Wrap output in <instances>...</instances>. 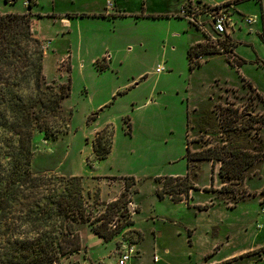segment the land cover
<instances>
[{"label": "rangeland", "instance_id": "1", "mask_svg": "<svg viewBox=\"0 0 264 264\" xmlns=\"http://www.w3.org/2000/svg\"><path fill=\"white\" fill-rule=\"evenodd\" d=\"M28 1L0 0V12L6 14L3 12L12 8L33 13V33L46 40V50L42 42L46 51L44 92L48 94L62 84L71 83V95L62 101L60 117L55 118L52 112L42 109L41 119L34 122L32 172L52 176L48 187L60 189L69 178L80 176L87 216L93 223L107 220L110 228L117 224L121 232L111 241L116 240L114 245L120 253L124 241L135 243L139 239L126 224L127 220L133 221V216L128 215L132 199L126 184H137L134 197L142 209L137 227L143 233L138 248L143 258L134 259L131 264H200L205 250L211 249L210 241L220 240L225 242L223 255L246 248L255 251L247 256H264V159L250 169L241 187L234 186L238 188L235 192L238 196L246 197L234 209L228 207L234 204L233 186L230 192L223 189L225 185L218 174L220 165L213 171L212 182V164L207 161L195 163L189 177L191 184H197L198 191L204 190V193L194 190V194H201L204 199L193 198L191 202L186 198V203L216 204L210 211L197 214L193 209L159 200L156 193L162 188L164 178L186 174L187 135L191 152L226 143L221 107L239 111L235 126L249 128L243 142L249 146L257 143L264 152V0L262 4L257 0L243 1L238 6L240 14L233 16L237 21L234 33L237 46L231 59L236 66L227 64V58L222 55H207L201 66L194 69L187 49L190 43L202 40V32L187 19L172 17L189 0H147L146 3L117 0L127 8L128 16L112 17L109 21L85 18L81 27L72 29L61 27L59 19L48 15L61 11L85 13L92 7L90 3L105 11L106 0H73L75 4L70 3L72 0H32L35 4L31 8ZM241 11L244 15H258L260 21L253 30L244 24ZM109 52L115 58L113 62L108 59L109 67H104L106 61L102 55ZM238 59L244 60L241 68ZM158 66L166 70L158 74ZM20 92L28 104L36 95L32 88L22 87ZM39 97L45 102L49 99L48 95ZM40 108L38 104L33 112ZM188 111L191 123L187 133ZM10 117L2 102V146L13 136L4 124ZM40 126L54 135L46 138ZM102 130L112 136L113 149L107 159L98 161L94 141L97 131ZM233 139L239 142L242 138ZM13 141L17 143L16 136ZM105 144L103 141L101 145ZM61 177L64 180L58 179ZM129 177L133 179L128 180ZM158 177L162 180L157 181ZM113 198L120 199L117 205H112ZM91 221L75 223L82 248L62 256L61 264H86L83 238L93 232ZM38 222L44 228L55 224L54 220ZM190 228H196L192 248L187 235ZM15 235L23 237V233ZM29 236L36 234L30 232ZM114 245L93 248L88 251V257L94 262L104 258L106 264H118V256H110ZM100 253L104 256H99ZM245 258L240 264L252 263L253 257Z\"/></svg>", "mask_w": 264, "mask_h": 264}, {"label": "trees", "instance_id": "2", "mask_svg": "<svg viewBox=\"0 0 264 264\" xmlns=\"http://www.w3.org/2000/svg\"><path fill=\"white\" fill-rule=\"evenodd\" d=\"M241 1L232 0L230 3L237 5ZM257 1L260 4L262 2V0ZM34 4V1H28L30 8ZM32 21L31 11L0 13V105L3 102L4 109L11 114L10 120L4 124L13 134L12 138L4 143L6 148L0 144V264H61L62 256L78 252L82 248L81 237L74 228L75 223L91 221L86 214L80 176L66 180V185L62 189L58 186L50 188L47 184L53 179L52 176L35 175L31 169L34 122L41 119L42 109L52 112L53 117L59 118L62 101L71 95L70 81L68 84L60 85L59 89H52L48 94L44 92L45 51L42 41L33 33ZM236 46L230 35L222 39L219 48L208 42L197 43L187 52L190 66L194 69L201 65L200 62L195 61L196 57L201 55L207 57L218 53L225 54L227 61L236 66L231 59ZM238 61L241 62L237 63L238 67L242 66L244 60L238 59ZM22 87L36 91L29 104L20 92ZM40 94L48 95L49 99L43 101L39 97ZM38 104L41 108L35 113L33 110ZM220 114L224 116L223 130L227 137L226 143L222 147H209L198 152H191L187 144L188 173L185 177L164 178L162 188L157 190L160 198L170 195L174 202H181L191 189L196 188L189 182L193 166L197 162L207 161L212 163V182H214L213 171L217 165H220L218 174L222 183L227 186L226 188L223 186V189L230 192V187L233 186L231 194L234 198L233 205L245 200V195L238 196V193H235L238 188L234 186L241 187L250 169L261 158L264 159V152L257 143L249 146L243 142L249 128L235 126V121L240 117L237 109L221 107ZM189 123H191L190 118ZM40 128L44 130L46 138L54 135L50 129L42 126ZM15 136L16 144L13 141ZM233 137L242 139L238 142L232 140ZM103 141H106L104 147L101 145ZM112 149V136L107 135V130L97 131L94 141L97 159H106ZM130 178L132 177L128 180ZM58 179L64 180L63 177ZM156 180L161 181L162 177ZM132 185L126 184L127 192ZM32 199L35 200L32 202ZM43 199H46L45 203H41ZM119 201L120 199L115 200L112 205H117ZM128 215H131L129 209ZM57 219L59 223H56ZM38 220L45 223L54 220L55 224L44 228V224ZM100 220V223L91 221L92 231L105 242L111 241L121 232L118 227L110 228L107 220ZM126 224L130 226L134 222L127 220ZM30 232H34L36 236L30 237ZM17 233H23V237L16 236Z\"/></svg>", "mask_w": 264, "mask_h": 264}, {"label": "crops", "instance_id": "3", "mask_svg": "<svg viewBox=\"0 0 264 264\" xmlns=\"http://www.w3.org/2000/svg\"><path fill=\"white\" fill-rule=\"evenodd\" d=\"M144 1V3H146V1L147 0H143ZM209 1V0H208ZM232 0H221L220 2H216V3H223V2H231ZM243 1H245V0H242L239 4H237V5H234L233 3V7L232 8H230V10H231V20L233 21V23H234V28H233V30L231 31V34H230V36L232 37V39H234V41H236V39H235V36H234V33H235V31H236V25H237V21H235V19H234V14L235 13H239L240 14V11H239V9H238V6L243 2ZM198 2H202V1H198V0H189L188 1V3H198ZM212 2H215V0H213ZM70 3H72V4H75V1H71ZM186 4V3H185ZM261 4H262V2H261ZM90 6H92V7H90L87 11L89 12V14L87 15V13L88 12H85V13H83V12H80V11H67V12H65L64 13V11H61V12H59L58 14H56L55 12L53 13V14H49L48 16H51V17H53V18H56V20L57 19H59V23H60V26L61 27H65V28H69V29H72V28H74L75 26H80L81 27V25H82V19H85V18H91V19H94V20H96V21H109V19H112V17L113 18H116V17H126V16H128L127 14L129 13V12H127V8L125 7V6H121V5H119L118 4V1L117 0H106V7H108L107 9H105V11H101V10H99L98 8H96V7H94V5H92L91 3H90ZM146 9V8H145ZM145 11V10H144ZM14 12H20V11H15L14 9H12V8H10V9H8V10H6L5 12H3V13H14ZM242 12V11H241ZM0 13H2V12H0ZM241 16H242V18H243V21H244V24L246 25V26H248L249 28H252V30H253V26L254 25H257V24H259V18H258V15H254V16H251V15H244V13L242 12L241 13ZM167 17H171L170 15H168ZM172 17L173 18H178V19H185V18H183V17H180L179 16V11H176V13H174L173 15H172ZM247 18H252V19H255V22L252 24V25H248L247 23H246V19ZM203 19H205V18H203ZM74 23H76V24H74ZM239 23V22H238ZM35 24H36V21H35ZM189 24L191 25V26H194V27H196L197 28V30H200L201 32H202V35H203V38H202V40H196V41H194V42H192V43H190V45H189V47H188V49L191 47V46H193V45H195V44H197V43H202V42H205L206 41V35H205V32H210L211 30H212V28L209 26V24H206L205 25V27H206V29H203V28H199L197 25H195V24H193V23H191V22H189ZM37 38H39L42 42H43V44H45V39L44 38H41V37H37ZM44 47H45V50L47 49L46 48V44L44 45ZM188 49H187V52H188ZM46 52V51H45ZM104 55H102V58L104 59L103 61H106V64H105V67H109V65H108V59H109V62H113L114 61V56H115V54L113 53H110L109 52V54L107 55L106 53H103ZM213 55H222L224 58H226V55L225 54H222V53H218V54H213ZM213 55H209V56H213ZM46 56V55H45ZM207 58V57H206ZM94 61V60H93ZM105 63V62H104ZM226 63L227 64H229V65H231L228 61H227V59H226ZM95 64H97V62L95 63ZM201 66V65H200ZM200 66H197V67H200ZM159 67V66H158ZM162 67H164V66H162ZM242 67V66H241ZM240 67V68H241ZM196 68V67H195ZM240 68H238V69H240ZM166 70V68L164 67V70L162 71V72H157V69H156V72L158 73V74H161V73H163L164 71ZM203 110H201V114L200 115H203V112H202ZM187 117H188V123H187V133L189 132L188 131V129H189V118H190V111H188L187 112ZM187 144H188V135H187ZM112 152V151H111ZM111 154V153H110ZM109 154V155H110ZM109 157V156H108ZM107 157V158H108ZM106 158V159H107ZM105 160V159H104ZM98 161H102V160H98ZM209 163H211V162H209ZM212 164V163H211ZM219 169V168H218ZM216 172V171H215ZM187 173H188V168H187V171H186V174L184 175V176H179V175H173V177H185L186 175H187ZM212 175H213V173H212ZM215 175V174H214ZM217 177V176H216ZM215 178V177H214ZM136 181H137V183H138V180L136 179ZM195 186H197V184H195ZM209 187V186H208ZM137 188V184H134L131 188H130V194H131V203H133V205H135L136 206V208H137V210H136V212H135V214L134 215H132L133 216V222H134V224L133 225H130L129 226V229L130 230H132V231H134L136 234H137V236L139 237V239H138V241H136L135 243L134 242H128V241H124L125 243L123 244V247H122V249H123V251H125V249L127 248V246H129V245H133L134 246V248H135V253L133 254V256L131 257V259H130V261L127 263V264H131L132 262H133V260L134 259H141V258H143V256H140L141 254H142V251L138 248V245L140 244V241L143 239V233L141 232V230L137 227L138 226V224H137V217L140 215V213H141V211H142V209H141V205L140 204H138L137 202H136V199H135V197H134V193L135 192H137L138 191V188ZM197 188V187H196ZM191 189L190 191H189V193H188V195L186 196H184V199L181 201V202H174L173 200H172V198H171V196L170 195H165L163 198H160L159 197V195H158V193H157V191H156V193H157V197H158V199L159 200H162V201H170L174 206L176 205V206H180V207H184V208H187V209H193V210H195L196 212H197V214H199L200 212H207V211H210L214 206H216V204H210V203H201V202H199V203H196V204H194V205H192V206H189V205H187V203H186V198H190V200H191V202L193 201L194 202V199L193 198H195V199H201V200H203L204 198H203V196H201V194H199V196H197V195H195L194 194V190L195 191H197V192H200V193H204L203 191L204 190H201V191H198L197 189ZM121 189H123V188H121ZM103 196H102V193H101V198H102ZM118 198H113L112 199V201H115V200H117ZM239 204H237V205H233V204H230V206H228L230 209H234V208H237V206H238ZM204 206H209L208 208H206V209H201L200 207H204ZM128 209H129V207H128ZM261 228H262V226H260ZM195 229L196 228H190V229H188V232H187V235H188V243H189V246L192 248V247H194L195 245H194V237H195ZM219 234H220V232H219ZM219 234H217L216 236H219ZM93 237H95V238H93ZM228 238H229V240H230V238H231V235H230V237L228 236ZM83 241H84V246H85V248H86V250L84 251L85 252V254H86V258H85V263L86 264H106L105 263V259L104 258H100L98 261H96V262H94V260L93 259H91L90 257H88L89 255H88V251H90L91 249H93V248H100L102 245H108V244H112V245H114V243L116 244V242H114V241H116V240H113V241H109V242H105L104 241V239L102 238V237H100L99 235H97V234H95V233H90L89 235H86L84 238H83ZM224 244H225V242H221V240L220 241H216V242H212V241H210V250L209 249H207V250H205V252L203 253V256H201V258H200V260L199 261H201L200 262V264H240L241 263V261H243L244 260V258L245 257H247V258H245V259H248V258H252V263H250V264H264V256H247V255H251L252 254V252H255V251H253V250H249V249H241L240 251H236V252H231V253H228V254H225V255H223L222 254V250L224 249L223 248V246H224ZM140 246V245H139ZM223 248V249H222ZM121 249V250H122ZM260 249V248H259ZM122 251V252H123ZM121 252V253H122ZM121 253H120V251L116 248V245H114V248H113V250L111 251V253H110V256H118V259L120 258V256H121ZM84 254V253H83ZM207 254V255H206ZM219 255V254H221L220 256H215V255ZM80 255H82V253H80L79 254V256ZM136 255H138V256H136ZM209 255V256H208ZM99 256H104V255H102L101 253H100V255ZM156 257V259L158 258L157 256H155ZM119 261V260H118ZM196 264V263H195Z\"/></svg>", "mask_w": 264, "mask_h": 264}, {"label": "built area", "instance_id": "4", "mask_svg": "<svg viewBox=\"0 0 264 264\" xmlns=\"http://www.w3.org/2000/svg\"><path fill=\"white\" fill-rule=\"evenodd\" d=\"M209 0L208 2H198V3H187L179 11V16L187 19L189 22L197 25L200 28L206 29L205 25L209 24L212 30L205 32L207 35L206 41L216 47H220V42L224 37L231 34L234 28V23L231 20V10L233 4L230 2L216 3ZM208 17V19H203ZM255 19L247 18L246 23L252 25ZM204 56L201 55L195 58L196 62H202ZM164 67L159 66L157 72H162ZM129 213L134 215L137 208L133 203L129 202ZM117 224H114L113 228H116ZM135 253V248L133 245L127 246L125 251L121 253L118 264H127L133 254Z\"/></svg>", "mask_w": 264, "mask_h": 264}]
</instances>
